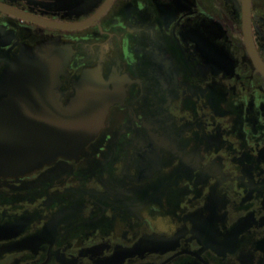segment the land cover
I'll use <instances>...</instances> for the list:
<instances>
[{
	"label": "flooded vegetation",
	"instance_id": "flooded-vegetation-1",
	"mask_svg": "<svg viewBox=\"0 0 264 264\" xmlns=\"http://www.w3.org/2000/svg\"><path fill=\"white\" fill-rule=\"evenodd\" d=\"M23 62L102 124L0 175V264H264V0H0V111Z\"/></svg>",
	"mask_w": 264,
	"mask_h": 264
},
{
	"label": "water",
	"instance_id": "water-1",
	"mask_svg": "<svg viewBox=\"0 0 264 264\" xmlns=\"http://www.w3.org/2000/svg\"><path fill=\"white\" fill-rule=\"evenodd\" d=\"M21 66L23 78L17 79L15 72L11 76L8 104L15 106L19 101L22 111H0V175L22 174L57 156H76L102 124L101 112L78 110L79 100L66 108L52 107L42 90L37 91L32 64L23 62L17 69ZM3 114L14 117L3 118ZM15 114L21 115L17 122Z\"/></svg>",
	"mask_w": 264,
	"mask_h": 264
}]
</instances>
